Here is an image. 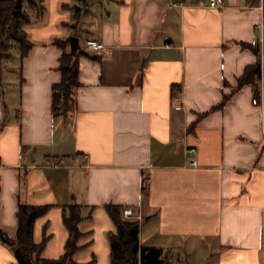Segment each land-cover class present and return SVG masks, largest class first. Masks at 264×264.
Returning a JSON list of instances; mask_svg holds the SVG:
<instances>
[{"label": "crops", "instance_id": "1", "mask_svg": "<svg viewBox=\"0 0 264 264\" xmlns=\"http://www.w3.org/2000/svg\"><path fill=\"white\" fill-rule=\"evenodd\" d=\"M43 4L23 26L28 52L0 63V228L13 238L18 203L47 204L32 238L44 240L42 257L58 258L64 214L78 205L73 261L110 264L116 226L105 205H129L143 215L140 245L160 248V264H174L181 243L199 264H264V74L258 95L250 83L236 88L264 55L263 0ZM70 35L88 54L72 111L54 116L55 39ZM241 42H259V54ZM0 264H17L2 241Z\"/></svg>", "mask_w": 264, "mask_h": 264}, {"label": "trees", "instance_id": "2", "mask_svg": "<svg viewBox=\"0 0 264 264\" xmlns=\"http://www.w3.org/2000/svg\"><path fill=\"white\" fill-rule=\"evenodd\" d=\"M253 1V0H250ZM264 11V0H263ZM44 12L43 0H0V60L3 57L5 41L10 39L18 44L20 56H24L32 43L28 40L23 26L35 19H39ZM55 44L61 48L57 69L60 70V81L53 84L52 114L66 115L73 109V94L79 84L78 59L80 55L88 54L78 46L72 50L68 38L55 39ZM242 46L250 47L259 54V42H241ZM1 71V66H0ZM261 73L264 74V55L262 60H257L247 65L243 73L237 79L236 88L250 83L254 89V95L259 94V80ZM225 94L221 101L214 107L222 106L228 98ZM68 101L72 107H68ZM49 206L47 204L18 203L16 211L17 224L13 238L9 237L0 228V241L13 246L17 264H76L72 255L78 248L77 239L80 235L78 222L81 219L78 205H70L64 214V224L68 230V236L64 244L63 254L54 259L41 256L44 240L35 242L32 238V228L36 217L44 213ZM105 208L115 223L116 231L110 233V264H160L161 249L155 246L140 245L138 238L139 225L137 220L127 219L122 215L121 205L106 204Z\"/></svg>", "mask_w": 264, "mask_h": 264}, {"label": "rangeland", "instance_id": "3", "mask_svg": "<svg viewBox=\"0 0 264 264\" xmlns=\"http://www.w3.org/2000/svg\"><path fill=\"white\" fill-rule=\"evenodd\" d=\"M2 53L3 57L1 58L0 63H9L12 58L20 55L18 44L10 39L6 40ZM68 107H72V103L70 101H68ZM193 254V249L189 247V245L181 243V245L177 246V248L175 249V253H173V256L171 258L168 257V259H172L174 264H199L196 263Z\"/></svg>", "mask_w": 264, "mask_h": 264}, {"label": "built area", "instance_id": "4", "mask_svg": "<svg viewBox=\"0 0 264 264\" xmlns=\"http://www.w3.org/2000/svg\"><path fill=\"white\" fill-rule=\"evenodd\" d=\"M223 3V0H206V5L209 7H219L221 6ZM256 28L260 31V42H262V32H261V28H262V22H258L256 24ZM85 46L89 49H93V50H104L105 49V45L103 44L102 41L95 39V38H87L85 40ZM262 60V58H261ZM173 99L177 100L178 99V94H174ZM258 101V97H254L252 99L253 103H256ZM262 129L264 130V122H262ZM195 149L194 148H190L189 151L193 152ZM190 164L195 165L196 164V160L193 158L190 161ZM122 215L127 218V219H132V220H140L143 218V215L141 214L140 210H135L132 206L126 205L123 206L122 208Z\"/></svg>", "mask_w": 264, "mask_h": 264}, {"label": "water", "instance_id": "5", "mask_svg": "<svg viewBox=\"0 0 264 264\" xmlns=\"http://www.w3.org/2000/svg\"><path fill=\"white\" fill-rule=\"evenodd\" d=\"M69 41V46L72 50H75L79 44H78V38L75 35H70L67 37Z\"/></svg>", "mask_w": 264, "mask_h": 264}]
</instances>
